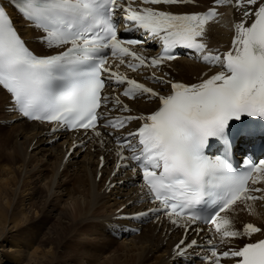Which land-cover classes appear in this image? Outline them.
<instances>
[{
  "label": "snow or ice",
  "instance_id": "snow-or-ice-1",
  "mask_svg": "<svg viewBox=\"0 0 264 264\" xmlns=\"http://www.w3.org/2000/svg\"><path fill=\"white\" fill-rule=\"evenodd\" d=\"M226 3L243 15L234 20L231 50L221 53L209 47L207 26L218 19L219 8ZM152 5L199 7L198 0H10L7 7H14L40 32L38 39L46 50L36 52L0 3V89L10 95L13 111L57 125L53 132L61 127L83 129L101 137L97 130L101 120H105L102 127L113 130L138 121L134 131L116 137L117 170L131 166L124 161L134 162L132 171L141 170L142 188L156 207L133 218L163 214L172 225L183 227L184 238L173 250L177 260L187 257L190 249L203 247L196 239H187L189 228L200 223L214 228L221 243L248 238L223 251L209 240L207 254L200 257L205 264H264V239L251 241L264 229L253 223L237 229L228 216L238 202L251 212L249 202L264 200V159L252 158L255 140L264 138V130L237 127L245 117L264 119V0H213L204 11L179 14ZM120 24L125 31L143 30L158 37L163 52L144 56L135 48L143 42L123 37ZM177 46L193 50L210 70L218 71L205 73L207 78L198 83L153 73L149 78L162 86L160 90L119 71L122 65L133 72L157 68L177 59L172 51ZM109 53L116 61L115 70ZM106 80L123 87L120 95L133 101L147 97L157 106L148 114L107 118L101 109L109 104L113 105L109 111L132 109L120 96L105 92ZM238 138L249 145L244 169L233 164ZM213 145L216 151L209 154ZM260 147L264 149V143ZM125 150L131 155L126 156ZM103 160L102 156L101 166Z\"/></svg>",
  "mask_w": 264,
  "mask_h": 264
},
{
  "label": "bare ground",
  "instance_id": "bare-ground-1",
  "mask_svg": "<svg viewBox=\"0 0 264 264\" xmlns=\"http://www.w3.org/2000/svg\"><path fill=\"white\" fill-rule=\"evenodd\" d=\"M198 1L207 4L213 0ZM194 9L196 7L182 8L183 11ZM234 15L236 13L231 9L225 13L229 22ZM228 27L229 25L226 28L223 26L214 28L209 44L215 47L220 46L219 43L225 38L224 33L230 31H227ZM20 29L24 37L29 39L33 37L34 40H30L29 44L35 51H45L44 45L38 39L40 33L25 26ZM177 68L187 80H191L187 72L199 74L205 69V67L188 60L178 61ZM137 105L138 103H134L135 107ZM138 107L149 111L153 109L154 105L140 102ZM10 109L9 96L0 89V130L7 127L10 133L7 136H0V145H4V154H6L4 158L6 163H0V246L3 247L4 243L10 241L9 247H14V249L11 248V254L7 256V260L15 261L17 264L23 262V253L26 252L23 248L24 245L14 244L15 236H11L16 235L15 231L19 228L27 229L33 215L37 217L46 214L55 215L58 220L61 219L63 223L67 224L69 233V227L75 225L74 228L78 229L85 224L99 223L101 220L109 218L113 211L121 206L124 209L121 212H135L144 209L146 204L140 201V192L133 187L134 174L124 167L117 170V158L112 160L106 155L103 166H101L95 159L98 158L101 150L94 142H91L86 150L81 146L79 150L72 151V146L77 141L70 140L65 136L59 140V138H55L56 135L48 134L47 126L21 120ZM3 122H5L4 125H2ZM66 141L67 146L64 147ZM103 147L108 149L107 146ZM42 167L43 169H41ZM48 170L51 173L50 177H45L48 184L45 182L41 185L40 174ZM61 177H65L64 181L61 180ZM70 181H73L72 187H65V183ZM58 188L64 195H68V199L62 207L52 201ZM61 195L63 194L61 193ZM111 203L120 206L108 214L100 212V210H107L112 205ZM70 205L71 208L68 209L67 207ZM100 205L102 207L99 209ZM262 215L264 218V210ZM73 217L75 220H72ZM37 220L39 221V218ZM37 223L39 225V222ZM141 230L139 235L122 237L118 240L122 246L121 256L117 255L116 261L108 262L109 264H127L128 262L129 264H181L182 258L177 260L173 253L175 245L182 238L178 229L172 227V230L168 232V230H163L162 226L159 227L158 223L149 222ZM57 233L43 234L38 244L40 247L37 246L28 252V259H25L24 264L77 263L73 257L71 262L60 259L61 256L58 258V253H56V249H53V246L44 245V242L50 244L54 237L58 238ZM85 238V236L83 239L79 238V241L88 242ZM32 239H30L31 242H33ZM104 242L110 244V242ZM25 246L29 250L30 244ZM85 253L83 257V253L78 251L75 258L87 261L90 253ZM191 257H199L198 249L191 252ZM4 258L1 253V264H9L7 261L3 262ZM118 260L120 262H117ZM85 261H82V264Z\"/></svg>",
  "mask_w": 264,
  "mask_h": 264
},
{
  "label": "rangeland",
  "instance_id": "rangeland-1",
  "mask_svg": "<svg viewBox=\"0 0 264 264\" xmlns=\"http://www.w3.org/2000/svg\"><path fill=\"white\" fill-rule=\"evenodd\" d=\"M0 131H2L0 133L1 134L0 136H2V137H3V135L7 136L8 134H10L8 132L7 127L1 129ZM4 150H5L4 145L3 146L0 145V163H2V164L6 163V161L4 159L6 157V154H4L5 153ZM99 167H100V165H99ZM41 169H43V167ZM71 170H73V168H71ZM50 174L51 173L49 172V170L41 172V174H40L41 179H39V182L41 183V185L45 182L48 184L47 179L45 180V177L46 178L50 177ZM64 179H65V177H61L62 181H64ZM40 183H39V185H40ZM65 185H66L65 187H67V188L72 187L73 181L66 182ZM58 190L56 191V194H55L56 196L53 195L52 201L55 204H57V206L62 207L64 202L67 201L68 195H64V193L62 191H60V188H58ZM61 193L63 195H61ZM58 194H59V196H57ZM68 202H69V200H68ZM115 203H117V202H115ZM115 203H111L112 205L108 208L109 210L107 209L108 211L107 210H102V211L100 210V212L101 213L107 212L106 214L110 213L111 211L115 210L117 206H120L119 204H115ZM101 207L102 206L100 205L99 209ZM67 208L70 209L71 205L68 206ZM100 212H98V213H100ZM31 214H32V212H31ZM35 216L36 215L32 216V221L28 225L29 227L27 229L24 228L25 231L23 229L19 228L18 230L15 231L16 235L11 236V237L15 236L14 237L15 239H13L14 244L24 245L23 248H24V250H26V252L23 253L24 259H23V262H21V264H24L25 259H28V252L32 251L35 247L38 246V244L40 243V240L43 237V234H45V233H48V234L51 233V235H52V234L58 232L57 233L58 238L54 237L52 243L48 244V243L44 242V245H47L48 247L53 246V249H56V253H58L57 257L60 258V256H61L60 259L71 262V258L73 257L75 259V261L77 262L75 264H82V261L83 262L85 261L83 259L79 260V259L75 258V254L78 251H81L83 253V257H84L85 252L90 253L89 254L90 256L88 257L89 259H87V261H85V263H83V264H109L108 262H113V261L115 262L117 259V255H119L121 253L120 250H121L122 246L120 245V242H118V240L110 237L109 234L106 231H104V228L100 225L101 224L100 222L94 223V224L93 223L92 224H85V225L80 226L81 229H83V230H81L80 227L78 229L74 228L75 225H73V226H71L73 228V230H71L72 228L69 227L70 229H69V233H68L67 224L63 223V221L61 219L58 220L55 215H51V214L47 215L46 214L42 217H37V216L35 217ZM38 218H39V221L37 220ZM72 220H75L74 217L72 218ZM37 222H39V225ZM76 223H77V221H76ZM95 232L97 234H94ZM84 236L86 237L85 240L88 241V242H84L85 244L82 243L81 241H79L80 240L79 238L83 239ZM11 237H10V239H11ZM90 238H92V239H90ZM30 239H32L33 242H31ZM103 240L110 242V244L109 245L107 243L105 244V242ZM9 242H7L6 244L4 243L3 247L0 246V254L2 253V255L5 257L3 259V262L7 261V262H9V264H17L15 261L10 262L9 260L6 259L7 256H9L11 254V250H12L11 248L14 249L13 246L9 247V245H8ZM29 244H30V246H28ZM100 244H102V245H100ZM25 245H27L29 247V250H27ZM38 247H40V246H38ZM4 249L6 250V252H4L5 251ZM112 255H114V256L112 257ZM119 256H121V254ZM111 257H112V259H111ZM117 262H120V261L118 260ZM0 264H1V261H0ZM60 264H62V263H60ZM71 264H73V263H71ZM112 264H114V263H112ZM127 264H129V262Z\"/></svg>",
  "mask_w": 264,
  "mask_h": 264
}]
</instances>
